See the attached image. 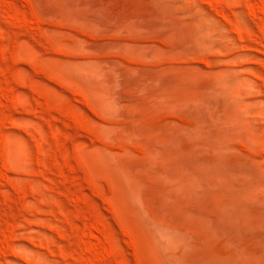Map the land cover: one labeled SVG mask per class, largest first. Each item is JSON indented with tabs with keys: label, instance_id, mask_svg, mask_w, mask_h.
Listing matches in <instances>:
<instances>
[{
	"label": "rangeland",
	"instance_id": "rangeland-1",
	"mask_svg": "<svg viewBox=\"0 0 264 264\" xmlns=\"http://www.w3.org/2000/svg\"><path fill=\"white\" fill-rule=\"evenodd\" d=\"M0 264H264V0H0Z\"/></svg>",
	"mask_w": 264,
	"mask_h": 264
}]
</instances>
